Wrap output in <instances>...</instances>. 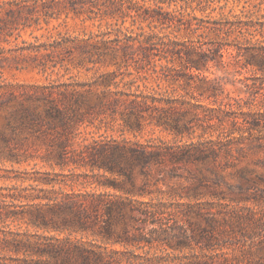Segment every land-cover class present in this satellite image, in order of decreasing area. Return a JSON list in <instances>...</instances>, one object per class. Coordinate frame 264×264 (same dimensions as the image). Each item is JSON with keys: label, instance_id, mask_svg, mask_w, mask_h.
<instances>
[{"label": "trees", "instance_id": "16d2710c", "mask_svg": "<svg viewBox=\"0 0 264 264\" xmlns=\"http://www.w3.org/2000/svg\"><path fill=\"white\" fill-rule=\"evenodd\" d=\"M153 1L156 8L151 10L134 0H110L111 15L121 21L116 24L115 39H103L101 45L106 50L115 47L114 51L121 50L123 56L129 49L137 47L144 63H138L135 71L141 73L153 65L160 81L169 86L184 80L186 86L192 87V80L197 77L194 70L199 71L200 65L207 67L209 62L215 63L218 58L224 64L223 50L234 43L229 39L238 33L233 40L238 41L240 36L249 34L244 31V25L236 23L205 20L195 15L186 20L183 14L178 16L165 10L163 5L169 4L166 0ZM89 3L93 1L0 0V39L12 37L22 27L28 28L36 14L51 16L48 10L56 5H65L71 12L80 13L79 6L83 8ZM218 3V0H200L198 10L202 13L210 11V15L217 10L215 5ZM224 8L220 7V10ZM127 19H131L132 24L124 29ZM144 22H148L151 33L145 32ZM135 26L139 30L136 35L132 28ZM159 28L170 29L171 34L184 28L190 35L199 34L198 37H203L209 30L218 41L211 42L212 47L207 50H198L193 43L187 42L179 48L177 40L154 32ZM246 41V46L235 44L237 57L245 56V65L264 75V46L251 43V39ZM193 54H197L198 60L192 59ZM176 55L180 70L171 65L174 60L168 59ZM154 57L168 62V65L161 66L160 72L152 62ZM118 69L121 70L120 65ZM132 75L128 73L126 76ZM119 76L116 72L106 73L92 85L67 86L60 98L53 97L52 90L37 93L28 98L32 104H23L14 119L7 122L12 133L26 130L48 135L57 132L59 138L51 142L48 155L62 172H45L31 179L48 188L34 189L35 193L25 197L29 201L26 206L17 208L5 201L0 202V264H230L233 258L230 249L246 254L249 252L247 241L254 244L258 239L260 244L264 240L261 219L240 214L237 210L215 212L212 203L202 204L205 195L199 192L200 188L222 182L217 171H211L212 180L204 176L193 178L197 185L192 194L168 196L188 202L166 200V194L158 188L159 180L150 181L154 166L170 165L169 172L159 173L174 178L177 164L217 162L221 154L230 155L232 141L204 138L207 134L205 126H214L212 121L215 119L223 125L230 116L202 118L199 110L204 109L203 105L184 97L172 98L169 90L162 91L161 85L150 92L147 86L141 90L135 79L117 81ZM122 83L126 91L118 90ZM86 86L88 89L81 91ZM219 90L214 86L212 95L218 96ZM93 96L95 101L91 99ZM41 103L44 104L42 111L39 110ZM120 103L125 105L121 111L123 132L135 137L142 136L148 127L159 128L181 139L186 136L193 139L194 125L202 128V133L197 142L187 143H168L159 139L142 142L100 136L75 149L74 142L79 135L75 132L86 116L106 109L115 113ZM7 104L8 101H0L1 107ZM216 104L218 108L204 111L225 113L228 112L226 109L233 108L231 104L215 101ZM239 109L242 111L243 107ZM80 110L84 111L79 113ZM241 114V122L235 117L231 125H243L246 128H241L243 133L264 128V112L242 111ZM189 115L192 117L184 121ZM228 133L224 129L222 136L232 134ZM0 139L7 156L17 160L19 154L11 148L9 137L0 135ZM263 140H249V149H264ZM237 142L244 144L243 141ZM71 166L75 169H70L69 174L64 173V169ZM76 169L87 171L76 173ZM213 196L223 198L217 193ZM192 216L201 218L203 224L193 222ZM117 246L122 250L114 248Z\"/></svg>", "mask_w": 264, "mask_h": 264}, {"label": "rangeland", "instance_id": "374dc122", "mask_svg": "<svg viewBox=\"0 0 264 264\" xmlns=\"http://www.w3.org/2000/svg\"><path fill=\"white\" fill-rule=\"evenodd\" d=\"M92 1L93 3L86 4L83 8L79 6L80 13L71 12L65 5H56L48 10L51 16L45 13L36 14L28 28L22 27L15 31L12 37L0 39V101H8L6 107L0 106V135L9 137L11 148L19 154L17 160L8 157L0 139V202L5 201L17 208L26 206L29 201L25 197L35 193L34 189L48 188L31 179L45 172H62L59 167L53 165L48 155L51 142L59 138L57 132L48 135L33 134L26 130L12 133L7 126V122L14 119L23 104H32L28 98L51 90L53 97L60 98L61 92L65 91L67 86L78 83L92 85L102 74L116 72L120 75L117 81H121L122 78L124 81L135 79L141 90L146 89L145 86H147L149 92L161 85L162 91L169 90L172 98L184 97L192 103L203 105L204 109L218 108L215 101L222 102L223 105L231 104L232 110L226 109L228 112L225 113L216 111L209 114L204 109L199 110L202 118H207L209 115L230 116L223 125L215 119L212 121L214 126H205L207 134L204 136L214 141L219 139L232 141L234 144L231 146L230 155L221 154L217 162L177 164L175 165L177 176L174 178L165 177L164 174L159 173L160 171L169 172L170 165L154 166L150 181L159 180L158 188L166 194V200L188 202L186 199H173L168 196L192 194L197 185L193 178L204 176L212 180L214 176L211 171L215 170L222 182L219 185L211 184L200 188L199 192L205 195V198L201 200L202 204L212 203L215 212L237 210L240 214L251 215L264 222V149L248 147L249 140L264 138V128L253 130L252 133H243L241 128L246 129L243 125H231L235 117H239L241 122L242 111L264 112V75L256 68L246 66L245 56L237 57L238 48L235 46V44L246 46L247 39H251V43L264 46V0L262 2L261 0H218L220 3L215 5L217 10L210 15V11L202 13L198 10L200 0H166L169 4L163 5V8L178 16L183 14L186 20L195 15L205 20L236 23V25H244L243 28L246 29L244 31L252 34H248L247 38L240 36L238 41H233L239 35L238 33L230 38L229 42H234V46L223 50L225 63L223 64L218 58L215 63L209 62L207 67L200 65L199 71H193L197 77L193 78L192 87L186 86L184 80L170 87L166 82L160 81L153 71V65L137 73L135 67L138 63H144L140 52L136 51L137 47L129 49L126 56L122 55L121 50L115 52V47H107L106 50V47L101 45V40L115 39L118 28L116 24L121 20L111 15L110 0ZM134 1L144 8L151 10L156 8L153 0ZM223 6L225 8L220 10ZM131 24L132 20L127 19L124 29ZM142 25L146 33H151L148 22ZM136 27H132L134 35L139 32ZM154 32L160 36L167 34L171 39L177 40L180 44L179 48L184 47L183 42H187L193 43L198 50H207L212 47L211 42L218 41L215 34L209 30L205 31L203 37H198L199 34L190 35L184 28L172 34L170 29L159 28ZM168 59L174 60L171 65H174L177 70L181 69L177 55L175 58ZM192 59L198 60L197 54H193ZM152 62L157 65L158 72L161 66L168 65L167 60L160 61L159 57H154ZM118 65L121 66V70L118 69ZM128 73L133 75L126 76ZM214 86L220 89L218 96L212 95ZM86 89H88L87 86L85 89L81 88V91L84 92ZM135 89L134 87L133 90ZM118 90L126 91L127 89L122 83ZM91 99L95 101L94 96ZM43 106L44 104L41 103L40 111L43 110ZM240 106L243 107L242 111L239 109ZM124 108L125 105L120 103L115 113L112 109H106L88 114L75 132L79 134L74 142L75 149L80 148L79 145L90 143L93 139H99L100 136L120 139L124 137L142 142L159 139L168 143L176 141L187 143L197 142L202 133V128L198 129L194 125L196 133L193 139L191 140L188 136L181 139L162 132L159 128L148 127L142 136L135 137L134 134L123 132L125 128L121 111ZM83 111L80 110L79 113ZM191 117L192 115L187 116L184 121H188ZM224 129L232 134L228 137L222 136ZM237 141H243L244 144L240 145ZM70 169L75 168L74 166L65 168L64 173L69 174ZM74 171L81 173L87 170ZM140 179L138 177L139 183ZM214 193L222 195L223 198H215ZM191 220L203 224L202 219L197 216H192ZM245 244L249 249L246 254L240 251L233 252L230 249L229 252L233 255L230 264H264V240L260 244L258 239L254 244L250 241ZM114 248L122 250L119 246Z\"/></svg>", "mask_w": 264, "mask_h": 264}]
</instances>
